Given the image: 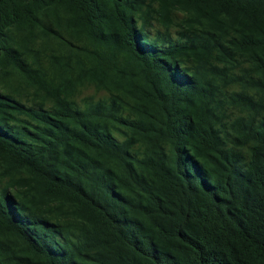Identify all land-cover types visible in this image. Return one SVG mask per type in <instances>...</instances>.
I'll return each mask as SVG.
<instances>
[{
    "label": "trees",
    "instance_id": "16d2710c",
    "mask_svg": "<svg viewBox=\"0 0 264 264\" xmlns=\"http://www.w3.org/2000/svg\"><path fill=\"white\" fill-rule=\"evenodd\" d=\"M0 264H264V0H0Z\"/></svg>",
    "mask_w": 264,
    "mask_h": 264
},
{
    "label": "rangeland",
    "instance_id": "374dc122",
    "mask_svg": "<svg viewBox=\"0 0 264 264\" xmlns=\"http://www.w3.org/2000/svg\"><path fill=\"white\" fill-rule=\"evenodd\" d=\"M92 93V90H90V91H87V94H91Z\"/></svg>",
    "mask_w": 264,
    "mask_h": 264
}]
</instances>
